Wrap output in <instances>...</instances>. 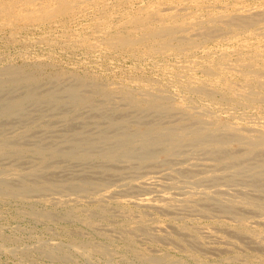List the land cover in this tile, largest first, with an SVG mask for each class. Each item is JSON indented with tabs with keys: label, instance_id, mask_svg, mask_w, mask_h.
Listing matches in <instances>:
<instances>
[{
	"label": "bare ground",
	"instance_id": "bare-ground-1",
	"mask_svg": "<svg viewBox=\"0 0 264 264\" xmlns=\"http://www.w3.org/2000/svg\"><path fill=\"white\" fill-rule=\"evenodd\" d=\"M129 1L128 0H0V30H2V32L6 31L8 33V39L9 40L17 42L18 41L17 39L19 38L18 36L20 35V32L22 33L24 31V33H26L27 31H29L32 28V26L34 27L35 25H38V24H40V25L44 24L43 25L44 27L47 23L48 24H57V25L60 24L63 28L62 29L60 28L61 32L58 33L57 36L50 33L52 30L50 28L51 29L50 32H48L49 31L48 30L46 33H43V34L38 33L40 36L36 35V37H34L36 39H34V40L38 41L39 44H40V42H42L44 44L46 43V45L51 44V46H52V44H59V45L61 44L63 46H68V47L71 46V47H74L75 50L78 49L76 47H82L84 50H86L88 52L89 51L94 52V50H98V51L101 50V52L103 51V52L110 54V55H113V56L114 55L116 56L117 54L119 55L120 53H123V54L126 53V54L131 55L132 57H135L139 61L138 63H142L145 60L148 61L149 60L148 58H150V59H153L152 62H153L154 67L157 70H162L165 74V77H166V79H164L165 81L162 82L161 80H159V78H158L159 76L157 78H155L154 76L151 77V76L146 75L144 72V73H139V74L133 75V76L126 75V76H129L128 81L130 82V84L122 82L124 79H122L121 83H119V84H113V83H111L112 81L111 82L109 81L110 83H107V81L106 82L100 81V78L97 77L100 74L99 75L97 74V76H94V74L93 75L91 74L92 71H90V73L86 72V74H84V75H80L77 73L78 75H80V76H77V75H74L75 73L57 69L56 71L53 70L54 72L51 73L50 75L43 76L44 74L43 75L40 74L41 69L39 71V68L41 67V65L43 63L40 62L38 58H37L38 61L34 60L35 62L30 61V63L24 62L22 65L20 64L19 66L11 65L8 62L9 65H6V63H5V66L3 65L0 67V93H2V94H0V119L4 120L2 118H5V119L9 118V120H10L13 116H16V115H14L16 113H18V115H22V114H19V112L24 111L28 104H31L32 102H38V101H44V102H47L48 104L52 103V104H50V106L53 105L54 103L56 105V104H60V103L63 104L64 102H68V103H70L72 111L75 112L74 115L76 114V117H78L77 116L79 114L78 111L83 109V108H86V107L87 108L92 107L95 110V111L93 110V113L97 112V114L100 117L106 116V112H107L108 108H109V110L110 109L111 110L116 109L118 112L125 114V116L128 115L126 113L127 112L129 113L130 110H132V111L135 110L136 112L143 114L142 116H139V117H143V116H145V114L147 115L148 110H162L165 112L166 111H168V112L169 111H172V112L175 111V113L177 111V115H182V116L184 115L186 118H188L189 122L187 125L189 127L183 128V129H185L184 132H182L179 129L181 134L177 135L175 138L172 136L171 133H167L166 136L163 133V136L166 137L168 140V142L165 143V145H166L165 149L171 150V153H173L172 152L174 150L173 147H175L176 144H179L182 141H183L182 144L184 143V141H185V144H186V142H192V143L197 142V143L201 144L202 146L207 147V142L209 141L208 136H210V135H215L216 140L213 141L214 142V148L219 150V151L223 148H228L227 145H230V143H226V141L224 140V137L226 138V135H228L229 136L228 138H231L232 143L237 144L239 146V149H238V146L236 147L237 151L238 150L239 151L238 152L236 151L237 154L235 153V155H233L235 157L241 158V156L242 157L249 156L246 158V159H248V158H250V156L251 157H253L255 155L257 156L258 155L257 153H259L260 151H263L264 150V0H136V2H134L135 3L134 7L132 9L125 10V12L122 11V9H128V8H126V5L127 6H128V4H130V6L132 5V3H128ZM130 6H129V8H130ZM81 15H85L88 17L87 22L90 23V26L86 27L85 26L86 24H83L86 28L81 29L79 32L76 30L73 31V27L71 30L70 27L67 26V24H69L68 22L72 21L73 19L76 20V17L81 16ZM70 18H73V19L70 20ZM83 22H84V19H83ZM85 22H86V20H85ZM78 24H80V23H78ZM75 28H76V26H75ZM28 38H31V37H29L28 35L25 34L24 39L21 41L24 44L28 43L29 41H31V39H28ZM213 41L215 42L214 44H216V45L219 44V46H220L219 50H218V48H217V50H215L216 46L214 47V49L212 48V46H210V43ZM21 47L24 48V46H21ZM21 47H19V49ZM52 48H54V47H52ZM58 48H61V47H58ZM74 48H72V49L74 50ZM62 49H64V48H62ZM70 49L71 48H69V50ZM42 52H40V53L42 54ZM86 53H85V55H86ZM98 53H100V52H98ZM29 54H31V53L29 52ZM37 54L39 55V53H37ZM72 54H73V51H72ZM90 54H94V53H90ZM11 55H13V54H11ZM59 55H61V54H59ZM99 55H101V54H99ZM168 55H176V56H178V58L175 60L174 63L169 64L170 62L167 63L164 60V58H165L164 56H168ZM66 56H67V54H66ZM2 57H3V55H2ZM88 57H89V55H88ZM103 57H102V59H103ZM9 58H11V57H9ZM79 58L81 59V57H79ZM84 58H85V56H84ZM94 58H96V57H94ZM69 59H71V58H69ZM97 59H99V58H97ZM110 59L112 60V58H110ZM27 60H25V61H27ZM53 60H54V58H53ZM50 61H52V60H50ZM108 61H110V60H108ZM135 62H137V61H135ZM21 63H22V61H21ZM104 63L105 62H103V64ZM122 63H123V61H122ZM81 64H83V63H81ZM92 64H93V62H92ZM115 64H116V62H115ZM45 65H47V62ZM45 65H43V66H45ZM52 65H54V64H52ZM145 65H147V64H145ZM72 66H73V64H72ZM96 66H97V64H96ZM120 66H121V64H120ZM48 67H50V65ZM52 67H54V66H52ZM63 67H65V66H63ZM42 69H44V68L42 67ZM83 69H84V67H83ZM196 70H198V71L200 70L203 73V75L201 77L196 76V74H195ZM85 71H87V70H85ZM138 71H140V70H138ZM108 72L109 71H107V73ZM107 75H109V74H107ZM122 75H124V74L122 73ZM153 75H155V74H153ZM126 76H125V78H126ZM69 79H72V81H71L72 83L69 81L71 84L64 87L62 89V91L59 90L60 92H58V93H56L54 90L46 91L43 94H38L39 92L38 93L36 92L38 90V89L36 90V88L40 84H43V82L58 83V81L61 80L60 81V83H61L63 81L66 82ZM120 79H121V77H120ZM116 82H117V80H116ZM49 83H47V85ZM60 83H58L57 85H59ZM168 85H172L174 88L173 92L175 91L173 93V95L171 94V96L168 95L166 92V88ZM60 86H63V85H59L58 87H60ZM49 87L50 86H48V88ZM58 87H55V89H57ZM16 88H22L23 92H21V94L18 96H14V97L12 96V97H10V99L3 101L5 99V97H3L4 96L3 91H5L6 89L9 91V89H16ZM43 89H45V88H43ZM43 89H39L40 93H41V90L43 91ZM9 94H10V92H9ZM1 95H3V96H1ZM114 99L116 101V103H115L116 105L115 104H114L115 106L112 105L113 108L112 107L110 108L109 105H108L109 106L108 107L106 104L107 101L110 102V100L112 101ZM97 100L99 103L97 102L98 104H95V101H97ZM55 105H53V106L56 107ZM46 106H47V104H46ZM63 106H64V104H63ZM66 106H64V109L67 107L68 108L70 107V106H67V107ZM28 107H29V105H28ZM36 108H38V107H36ZM54 109L55 108H53V110ZM50 110H51V108H50ZM219 111L224 112V114L226 115L225 120L219 119V117H218ZM60 112H62V111L60 110ZM76 112H78V114ZM91 112H92V110H91ZM165 112H163V113H165ZM56 113H58V112H56ZM139 113H137V114H139ZM159 113H160V111H159ZM224 114H223V116H224ZM50 115H53V113H50ZM59 115H60V113H59ZM98 115H96V116H98ZM110 115H112V113ZM110 115L107 113V116H110ZM133 115L136 116V114H133ZM177 115L175 118L179 117ZM38 116H41V115H38ZM72 116L73 115H71V117L69 119H71ZM112 116H110L109 118H111ZM121 116H122V114H121ZM128 116H130V115H128ZM73 117H75V116H73ZM55 118L56 117H54L53 119H55ZM58 118L59 117H57V119ZM63 118H65L67 120V115H64ZM79 118H82V117H79ZM79 118L77 121L78 124L80 123V121H83V120L79 121ZM94 118H97V117H94ZM109 118L107 117V119H109ZM119 118H120V116H119ZM12 119H11V121H12ZM144 119H146V118H144ZM177 119H175V120H177ZM183 119H184V122H186L185 121L186 119L185 118H183ZM17 120H21V119L18 118ZM44 120L47 122L46 119H44ZM59 120H63V119H59ZM124 120L126 121V117ZM37 121H38V119H37ZM53 121H55V120L51 119V125H52V123L54 124ZM93 121H96V120H93ZM118 121H120V120H117V122ZM129 121L135 123V120L134 121L127 120V122H129ZM143 121L144 120H141L139 122H143ZM3 122H5V120ZM13 122H15V121H13ZM39 122H42V121H39ZM49 122H50V120H49ZM56 122L57 121H55V123ZM64 122H65V120H64ZM99 122L101 123L100 120H99ZM176 122H179V121L177 120ZM5 123L7 125V122H5ZM43 123H42L43 126L41 125L42 127H44ZM61 123L62 122H60V126H61ZM69 123H70V121H69ZM75 123L72 122L70 124H75ZM84 123H88V122L84 121ZM145 123H147V121ZM179 123L181 126L182 123L181 122H179ZM192 123H194L196 126L193 125ZM93 124H96V123H93ZM93 124H91V125H93ZM177 124H176V126H179ZM0 125H3V124H0ZM124 125H126V124H124ZM185 125L186 124H182V126H185ZM34 126L36 127V123L30 124V126L26 127V129L23 128L24 130H21V129H20L21 131H19V129H18V131L15 130L16 134H14V132H12L13 133L12 135H15V137H13V139H10L9 137L8 138L4 137V135H3V137L0 136V163H2V161L3 162L10 161L7 164L6 163L0 164V200H1V198H13V199H16V200L24 202V203L27 201H31V202L33 201V202H41L44 204H56V206L60 205L64 209L63 210L64 212H62L63 216H68L69 218H75L76 220L78 219V220H80V222L82 221L86 226L94 227V228H92L93 231L95 230V228L97 229V228L105 227L108 230H110L112 234H117L120 236V238L125 237V239H123V238H121V239H123V242L125 243L124 246L127 248V252H129L132 255V257L137 258L139 260V264H148V224L149 223L151 224V222L159 221V218H157V217H152L150 220H148V204H151L153 201L151 198H148V195H145V194H144L145 196H143V194L138 195L140 192L143 191L142 188H141L142 191H137L138 194H136V195L131 194L130 197L127 196L128 198L123 197L124 195L121 193H120L121 196L114 195L116 193H119L117 191H118V188L120 189L121 187L124 189H128V188L132 189V188L136 187L135 190H137V188H138L137 186L141 185V184L139 185V183L141 182L140 180H139V182H138V180H137V182H135V178L132 176V178H134V179H127L126 178L121 182L119 181V183H113L111 185H106V184L93 185L92 183L85 182L82 180H81L82 182L79 180L75 184L74 183L72 184L70 181H67V180L64 182H61V183L57 182L55 184L52 180H50V179L48 180L46 178V176H50V175H47L49 172L56 175L58 170L55 171L56 173L55 172L53 173L52 171H49V170L56 169L55 166H57L56 164H59L58 161L63 160V162H64V159H66V160L68 159L70 161L78 162V163H88V162L91 163L93 161H96V162H100V163L105 164V166L106 165L107 166H111V165L114 166L115 164H121L122 163L123 166L130 167V168L135 163L134 159H136L137 163H135V164L141 165V167H140L141 169H142V166L145 167V168L143 167L144 169L140 170V171L137 168V171H139L138 172L139 175L142 176L143 178L145 177L146 180H148L147 179L148 178V157H149L148 154H150L149 153L150 151L148 152V149L151 146V143L149 144V140H148V132H149L148 128L146 129L144 127L146 129V131H144L143 135H141V132H140L141 136L139 135L140 136L139 138H134V136H136L135 135L136 132H134V130H136V129L132 130L135 134L131 133V131H130V134L134 135L132 138L128 137L129 133H127L125 131H122L118 134H116V132H115V134H113L112 136L110 134H109L110 136H108L107 134H102V132L100 131V135H98L97 137L93 136L94 137L93 139H92V137H91V139H89L88 135L85 136V140H87V141L84 142L83 141L84 139L82 140L84 143H86L85 147L83 149H81V147H80V150H76V151L71 150L70 151V149L68 150V148H70L72 146H76L77 144L81 145L79 143V139H76V138H79L81 135L76 137L73 134L76 137L75 139H72L71 137H69L71 140L68 138L69 140H68V142H66V145L68 144L67 145L68 148L63 147L64 145L62 144L63 145L62 149H61V146H59L60 147L59 149L54 148V147H53L54 149L51 147H50L51 149H47L46 148L48 146L47 141H44V142H46V144L44 146L40 145L42 143L38 144L37 142H36V145L34 144L31 147L24 145L22 143L23 140L29 139V136H27V133ZM64 126H65V124H64ZM98 126H100V125H98ZM109 126L114 127V129H115L116 122L111 121ZM120 126H123V125H120ZM136 126H137V124H136ZM191 126H192V128H190ZM193 126H195L196 128L195 127L193 128ZM3 127H4V125H3ZM13 127H15V126H13ZM87 127H88V125L86 126V128ZM5 128H6V126H5ZM65 128L68 129V127H65ZM83 128H85V127H83ZM172 128H174V127H172ZM1 129H2V127H1ZM96 129L98 130V128H96ZM114 129H112V131ZM165 129L167 130V128H165ZM56 130H58V129L56 128ZM59 130H61V129H59ZM63 130H64V128H63ZM84 130H80L81 133L85 132ZM125 130H128V129L126 128ZM149 130H151L153 132V131L159 130V129H158L157 125L156 126L153 125V126H151V128ZM10 131H13V130H10ZM31 131L36 132L37 129L31 130ZM96 131H94L95 133H93V134H96ZM4 132H6V131H4ZM2 133H3V131H2ZM60 133L62 134V132H60ZM81 133L79 132V134H81ZM0 134H1V131H0ZM3 134H5V133H3ZM31 134H32V132H31ZM39 134H41V133H39ZM61 134H60V136H61ZM222 134L224 136H222ZM64 135H65V133H64ZM67 135H69V134H67ZM67 135H65V136L67 137ZM73 135H71V136H73ZM89 135H92L91 132ZM32 136H34V135L32 134L31 137ZM65 136H64V138H65ZM86 137H88V139ZM39 138L40 137H38V139ZM61 138H62V136H61ZM64 138H62V140ZM160 138H162V137L160 136ZM160 138L158 137V139H160ZM38 139H36V140H38ZM65 139L67 140V138H65ZM80 139H81V137H80ZM40 140H42V139H40ZM43 140H45V139H43ZM43 140H42V142H43ZM155 140H157V139L155 138ZM82 141H80V142L82 143ZM98 141L105 142L107 144V146L104 147L105 148L104 150L101 151V149H100V152H95L94 146H96L95 144ZM158 141H156L157 142L156 144H158V143L161 144V142H160L161 140H158ZM228 142H230V139L228 140ZM57 143L55 146H57ZM50 144H49V146H51L52 144L54 145L55 143H52L51 145ZM102 144H104V143H102ZM188 144H191V143H188ZM153 145H155V143ZM191 145H193V144H191ZM101 146L103 147V145H101ZM176 146H179V145H176ZM163 147H164V145H163ZM233 147H232V149H230V148L229 149L234 151L235 148L233 149ZM64 148H67V150L66 149L64 150ZM73 148H75V147H73ZM180 148H181V144H180ZM195 149L197 150L199 148L196 147ZM211 149H213V148H211ZM229 149H227V150L229 151ZM183 150L185 151L184 153H186V149H183ZM225 150H223L224 154L226 153V152H224ZM214 151H216V150H214ZM181 152H183V151H181ZM220 153H222V152H220ZM228 153H230V152H228ZM156 155H158V154H156ZM156 155H155V158H156ZM26 156L29 158H30V156L36 157L37 161L35 160L36 162L33 163V165L31 164L30 167L27 168V166H26V168L22 167L25 169H22L18 166L17 163L19 161H21V159L26 157ZM227 157L228 156L226 155L225 158H227ZM222 158H224V156ZM239 158H237L238 163H240L239 161L242 162V160H244L242 158L241 159H239ZM232 159L227 161V162L233 161L235 158L233 160ZM250 159H252V158H250ZM260 159H261V157H260ZM25 160H28V159H25ZM33 160H30V161H33ZM261 160H260V162H261ZM22 161L24 163H26L24 160H22ZM154 161H156V160H154ZM237 161L235 159V161H233L234 164L237 163ZM252 161H251V164H253ZM220 163H221V161H220ZM223 163H225V162H223ZM263 163H264V161H263ZM27 164H28V166L30 165V163H27ZM215 164H217V163H215ZM229 164L227 166H230L232 163L230 165ZM59 165H61V164H59ZM223 166H225V165H223ZM237 166H238V164H237ZM247 166H248V164H247ZM249 166H251V165H249ZM253 166H254V164H253ZM261 166L263 167V165H261ZM212 167H215V166H212ZM232 168H233V165H232ZM238 168H240V166ZM251 168H254V167L251 166ZM234 169H237V168H234ZM249 169H250V167H249ZM259 169L263 170L264 168H259ZM59 171H61V168H59ZM84 171H85V169H84ZM123 171L124 170H120L119 172L120 173L126 172V171L125 172H123ZM253 171H255V170H253ZM253 171H252V173H253ZM119 172H118V174H119ZM213 172H215V171L213 170ZM108 174L109 173H107L106 175H108ZM204 174H205V172H204ZM210 174H213V173L211 172ZM104 175H105V173H104ZM109 175L111 176L113 174H109ZM207 175H209V174H207ZM114 176H116V175L114 174ZM123 177H125V176H123ZM203 177H204V175H203ZM118 178H119V176H118ZM136 178H138V177H136ZM13 180L17 181L18 183H14V184H18V185H12L13 183H11V181H13ZM100 180H102V179H100ZM115 181H117V180H115ZM143 182L145 183V181H143ZM146 184H147V182L144 185H146ZM147 185H146V187H147ZM53 187H58V189L59 188L60 189L66 188V191H63L64 193H62V194L54 196V195H51V193H49V191H48L51 188L54 189ZM141 187L144 188L145 186L141 185ZM144 190H145V188H144ZM53 191H55V190H53ZM76 191L82 192L83 199L87 198V203H88L87 206H84V207L82 206V208L77 206L78 203H82L83 199H78L75 196ZM55 192L57 193V191H55ZM125 192L127 193V190ZM129 192L130 191H128V193ZM137 192H134V193H137ZM261 193H262V191H261ZM263 194H264V191H263ZM221 199H222L221 202L223 200L224 201L226 200L223 197ZM237 199H231V201L230 200L229 201L226 200V201H227V203L231 202L232 206L233 205H240L239 207H241V206H244V207L247 206L248 207L249 205H251V206H254L255 210L264 208V204H263L264 202L263 203H254V201H252V200H247V199L241 200V198H239L240 200H237ZM168 202H169L168 195H163L159 199L160 204H167ZM260 202H262V201H260ZM83 203H84V201H83ZM29 204H31V203H29ZM43 206H42V208H43ZM232 206H231V208L234 207V206L233 207ZM29 207H31V206H29ZM39 207H41V206H39ZM227 207H229V206H227ZM42 208H40V209H42ZM46 209H47V207H46ZM252 209L253 208H251V210ZM50 210H45V207H44V210H39V209L34 210L33 209L32 211L30 210L31 211L30 213L34 217L36 216V217H39L41 219L47 220V219L51 218L50 212L52 210L51 211ZM53 210H55V209H53ZM59 210H60V208H59ZM113 210L118 211L119 216H115L113 214ZM56 212H58V211H56ZM255 212L256 211H253L254 217L256 215ZM257 216L258 215H256V217ZM262 216H264V215H262ZM116 217H117V219H116ZM247 218L248 217L240 218L238 220L236 219V222L233 221L234 224H230V223L226 222L225 220L221 221L219 223L217 222V223L221 224L220 226L224 227L225 230H226V228L231 229L236 234L248 237L249 239L252 240V242H255L257 244L259 249L260 248L264 249V225L259 222V224H262L263 227H261V225H260V227H257V226L255 227V225L252 226L249 223L250 219L248 220ZM257 218H259V216ZM167 219H169V218H167ZM252 219H254V218L252 217ZM255 221L256 220H254L253 222L256 224ZM257 221H258V219H257ZM70 222L72 223V220ZM169 222H171L170 224L176 226L177 228H182L184 226L183 223H181V222L180 223H174L176 221H172V220ZM207 222H205V223H207ZM195 223H197V222H195ZM203 223L200 226H202ZM75 225H77V224H75ZM211 225H212V223H211ZM211 225H210V227H211ZM61 226L63 227L62 224H61ZM207 227H209V223L207 224ZM68 228L70 229V227H68ZM78 228L79 227H77V229ZM211 228H213V225ZM217 228H219V226ZM74 229H76V227ZM86 230H88V229L86 228ZM67 232H69V230ZM69 233H67V236ZM91 235H93V234H91ZM217 235L220 238H224V236L220 233H218ZM92 237H94V236H92ZM136 238L137 239L139 238L140 240H142V243H143L142 246H140L137 243ZM114 239L115 238L108 237L107 240L100 241V239H99L100 242L99 241L96 242V240L92 241L93 238H92V240H88V238L87 239L85 238V241L84 240L83 241L86 244L85 248L88 252H90L92 254L95 252V253L99 254L100 256H104V258H106L108 260L112 256V252L113 251L115 252V250H114L115 244L113 242ZM175 240H178V239L175 238ZM39 243H42V242H39ZM116 246H118V243L116 244ZM41 247H42V245H41ZM73 247L75 250L76 249L75 245L72 246V248ZM36 249L37 248H35V250ZM41 249H42V252H44L46 255H49V256H59L61 258H65L66 256H68L66 254V252H63L62 250H59L56 247L43 246ZM120 251H118V252H120ZM90 253L86 257H88L90 255ZM122 253H121V256H122ZM189 253H190L189 255L191 258L197 259L196 254H194L192 252H189ZM250 253H251V251H250ZM84 254H86V253H83L82 255H84ZM124 254H126V253L124 252ZM238 254L235 253L229 259L227 258L226 262H224L222 264H239L236 262V260H238L237 259L239 256ZM256 254L257 253H255V255ZM248 255H249V253H248ZM119 256H120V254H119ZM180 256L181 255H179V257ZM171 257H172L171 254L167 255L166 259L169 260ZM250 257H251V255H250ZM259 257H260V255H259ZM259 257L256 258L253 256L252 257L253 259L256 258L255 261L249 257H246L247 260L244 261L243 263L244 264H254V262H257L255 264H264V259H262L261 257L259 258ZM176 258H178V257H175L171 261V263L184 264L183 262H181L182 260L178 261L181 257L177 260H176ZM84 259H86V258H84ZM206 260L203 262L205 263ZM227 260H230V261H227ZM243 260H245V259H243ZM192 261H195V260H192ZM130 262H132V260ZM203 262H202V264H203ZM217 262L215 260V263H217ZM208 263H209V261H208ZM240 263H242V262L240 261ZM122 264H123V262H122Z\"/></svg>",
	"mask_w": 264,
	"mask_h": 264
},
{
	"label": "rangeland",
	"instance_id": "rangeland-1",
	"mask_svg": "<svg viewBox=\"0 0 264 264\" xmlns=\"http://www.w3.org/2000/svg\"><path fill=\"white\" fill-rule=\"evenodd\" d=\"M134 2H136V0L135 1L134 0H130L128 3H132V5L131 6H130V4H128V6L126 5V8H128V9H122V11L125 12V10L132 9L134 7V4H135ZM129 6H130V8H129ZM72 19L73 18H70V20H72ZM83 19H84V22L86 20L85 23L83 22ZM87 21H88V17L85 16V15H81V16L76 17V20L73 19L72 21H69L68 22L69 24H67V26L70 27L71 30H72V27H73V31L76 30V31L79 32L81 29H84V28L90 26V23H88ZM77 22L80 23V24H78ZM83 24H86L85 25L86 27ZM43 25L42 24L41 25L38 24V25H35L34 27L32 26V28L29 31H27L26 33H24V31H23L22 32L23 34L20 32V35L18 36L19 38L17 39L18 40L17 42L9 40L8 39V33L6 31H4V30H3L4 32H2V30H0V67L3 66V65L5 66V63H6V65H9L8 62L11 65L19 66L20 64L22 65L24 62L25 63L26 62L30 63V61L31 62L34 61V60L38 61V59H39V61L43 63L41 65V67L39 68V71H40V69L42 71V72L40 71V74L41 75L44 74L43 76H48V75H50L51 73L54 72L53 70L56 71L58 69V70H65L67 72L75 73L74 75H77V76L84 75V74H86V72L90 73V71H92L91 74L92 75L94 74V76H97V74L98 75L100 74L99 76H97L98 78H100V81H102V82H106L107 81V83H110L112 81L111 83H113V84L121 83L122 79H124L122 82L130 84V82L128 81V77L129 76L137 75L139 73H144V72H145L146 75L151 76V77L154 76L155 78H157L159 76L158 78L162 82L165 81L164 79H166L164 72L162 70H157L154 67V65H153V62H152L153 59H150V58H148L149 59L148 61L145 60L142 63H138L139 61L135 57H132L131 55L126 54V53H124V54L120 53L119 55L117 54L116 56L115 55L113 56V55L107 54V53H105L103 51L101 52V50L100 51L94 50V52L93 51H89L88 52V51L84 50L82 47H76L78 49L75 50L74 47L63 46L61 44L60 45L59 44H52V46H51V44L50 45L47 44L48 45L47 46L46 43L44 44L42 42H40V44H39L38 41L34 40V39H36V38H34V37H36V35L40 36L39 34L46 33L48 30H49L48 32H50V30L52 29L50 33H52L53 35L57 36L58 33H60L61 29L63 28L60 24L57 25V24H48L47 23L45 25L46 28ZM75 26H76V28H75ZM25 34L28 35L29 37H31V38H28V39H31V41H29L28 43L24 44L21 40L24 39ZM214 43H215L214 41L211 42L210 46H212L213 49L216 46L215 50H217V48L219 50V47H220L219 44L216 45ZM21 46H24V48L21 47ZM57 46L61 47V48H58ZM19 47H21V48L19 49ZM52 47H54V48H52ZM62 48H64V49H62ZM69 48H71V49L69 50ZM72 48H74V50ZM28 51L31 54H29ZM72 51H73V54H72ZM97 51L100 52V53H98ZM40 52H42V54ZM37 53H39V55ZM85 53H86L87 56L85 55ZM90 53H94V54H90ZM1 54L3 55V57H2ZM11 54H13V55H11ZM59 54H61V55H59ZM66 54H67V56H66ZM99 54H101V55H99ZM88 55H89V57H88ZM84 56H85V58H84ZM9 57H11V58H9ZM79 57H81V59ZM94 57H96V58H94ZM102 57H103L104 60L102 59ZM164 57H165L164 60L167 63L170 62L169 64L174 63L175 60L178 58V56H176V55H168V56H164ZM53 58H54V60H53ZM69 58H71V59H69ZM97 58H99V59H97ZM110 58H112L113 61ZM25 60H27V61H25ZM50 60H52V61H50ZM108 60H110V61H108ZM21 61H22V63H21ZM122 61H123V63H122ZM135 61H137V62H135ZM46 62H47V65H45ZM92 62H93V64H92ZM103 62H105V63L103 64ZM115 62H116V64H115ZM81 63H83V64H81ZM95 63L97 64V66H96ZM52 64H54V65H52ZM72 64H73V66H72ZM120 64H121V66H120ZM145 64H147V65H145ZM43 65H45L46 67L43 66ZM49 65H50V67H48ZM62 65L65 66L66 68L63 67ZM52 66H54V67H52ZM42 67L44 69H42ZM83 67H84V69H83ZM85 70H87V71H85ZM106 70L109 71V72L107 73ZM138 70H140V71H138ZM195 72L194 73L198 77H201L203 75V73L200 70L199 71L196 70ZM77 73L80 74V75H78ZM122 73L124 75H122ZM107 74H109V75H107ZM153 74H155V75H153ZM126 75H129V76H126ZM125 76H126V78H125ZM120 77H121V79H120ZM116 80H117V82H116ZM60 81L61 80H59L58 83H60ZM69 81L71 82L72 79H69L66 82L65 81L61 82L62 84L60 83L59 85H63V86H60V87H58L59 86V85H57L58 83H53L51 81L50 82L52 84L49 83V82H43V84H40L36 88V90L37 89L38 90L39 89H43V88H45V89H43V91L41 90V93H40V90L39 91L37 90L36 92L37 93L39 92L38 94H43L46 91L54 90L56 93H58V92L62 91V89L64 87H66L67 85H70L72 83V82L70 83ZM47 83H49L50 85L49 84L47 85ZM48 86H50V87L48 88ZM55 87H58V88L55 89ZM173 89L174 88H173L172 85H168L167 88H166L167 94L170 95V96H171V94L173 95V93L175 92V91L173 92ZM22 90H23L22 88L9 89V91L6 89L5 91H3V95L4 96L1 95V96L5 97V99L3 101H5L7 99H10V97H12V96L14 97V96L20 95L21 92H23ZM9 92H10V94H9ZM0 94H2V93H0ZM114 101H115V99L112 100V101L110 100V102L107 101V103H106L107 106L109 105L110 108L111 107L113 108V106L116 105L115 104L116 101L115 102ZM97 102H98V100L95 101V104L99 103V102L98 103ZM45 103L47 104V106H46ZM50 104H52V103H50ZM50 104H48L47 102H44V101L32 102L31 104H28L29 107H28V105L26 106L24 111L19 112V114H22V115H18V113H16V114H14L16 116L12 117L13 119L10 117L12 119V121H11V119L9 120V118H7V119L2 118V119L5 120V122H7V125H6L5 122H3L4 120L0 119L2 121V122L0 121L1 122L0 124L4 125V127H3V125H0V131H1L0 136L3 137V135H4V137H7V138L9 137L10 139H13V137H15V135H12L13 134L12 132H14V134H16L15 130H17V131H18V129H19V131L24 130V129H26V127L30 126V124L36 123V127L34 126L31 130L37 129V131L36 132L31 131V130H29L30 132L28 131L27 136H29V139H24L23 142L21 141L24 145H27V146L31 147L34 144L36 145V142H37L38 144L42 143L40 145L44 146L46 144V142H44V141H47V145L48 146L47 147L45 146L47 149H51L53 147L59 149L60 148L59 146H61V149H62L63 145H64L63 147H67L68 144L66 145V142H68V140L70 139L69 137H71L72 139H75L76 137L81 135L80 136L81 139H80V137L76 138V139H79V143L81 145L77 144L76 146H72V147L69 146L70 148L67 147L68 150L70 149V151L71 150L72 151H76V150H80V147H81V149H83L85 147L86 143H84V142L87 141V140H85V136H87V135L89 136V139H91V137L93 139L94 138L93 136L97 137L98 135H100V131L102 132V134H107L108 136H110V135L112 136L113 134H115V132H116V134H118V133H120L122 131H125V132L129 133L128 137L132 138L134 136L133 134H135L134 132H136V134H135L136 136H134V138H139L141 135H143L144 131H146V129L148 128V131H149L148 132V140H149V144L151 143V146H152V147L150 146V148L148 149V152L150 151L149 152L150 154H148V156H149L148 157V178H147L148 180H146L145 177H144L145 178L144 179L142 176L139 175L138 172L140 170H143L145 167L142 166V169H141L140 168L141 165L135 164V163H137L136 159H134L135 163L133 164V166H131V168L134 171L130 167L123 166L122 163L121 164H115V165L113 164L114 166H112V165L111 166H107V165L105 166V164L100 163V162H96V161H93L91 163L90 162H88V163H78V162L70 161L68 159H67L68 161L66 159H64V162H63V160L58 161V163L61 164V165H59V164H56L57 166L54 165L56 167V169L49 170V171H52L53 173L56 170H58L57 171L58 174L55 172L56 173V175H55V174H52V173L49 172L47 175H50V176H46V178L48 180L49 179L52 180L55 184L57 182L58 183L64 182L66 180L70 181L72 184L73 183L75 184L79 180L80 181L82 180V181H85V182L92 183L93 185H101V184L111 185L113 183H119V181L121 182V181H123L126 178L127 179H134L135 178V182H137V180L139 182V180H140L141 182L139 183V185L141 184L142 186H145L144 187L145 190H144L143 187H141V185L137 186L139 188V189L137 188V190H135L136 187L132 188L133 190L129 189V188L128 189H124V188L121 187L120 189L118 188L117 192H119V193H116L114 195L121 196L120 195V193H121V194L124 195V196L122 195L123 197H127V196L130 197L131 194H135L136 195V194H138L137 191H142V189H143V191L140 192L138 195H140V194L141 195L143 194V196L148 195V198H151L152 201H153L151 204H148V220H150L152 217H157V218H159V221L151 222V224L150 223L148 224V264H175V263H171V261L175 257H178V258H176V260L181 257L178 261L182 260L181 262H183L184 264H191V263L192 264H195V263L196 264H202V262L205 261L206 259H207L206 262L205 263L203 262V264H212V263L214 264L215 260H216V262L218 261L215 264H220V263L222 264V263L226 262L227 258L229 259L235 253L238 254L239 252L240 253L238 254L239 256L237 258L238 260H236V262L239 263V264H244L243 262L247 260L246 257H249V258L253 259L252 258L253 256L257 258L260 255V257L262 259H264V249H261V248L259 249V247L257 246V244L255 242H252V240L249 239L246 236H242V235L236 234L231 229H227L226 228V230H225L224 227L220 226L221 224H218L219 222L224 221V220L226 222L230 223V224H234V222H236V219L238 220L240 218L248 217L247 219L248 220L250 219L251 222L249 221V223L252 226L255 225V227L256 226L260 227V225H261V227H263V225H264V216H262V215H264V212H263L264 208L255 210L254 206H251V205H249L248 207L247 206L239 207L240 205H233L234 206L233 207L231 202L227 203V201H229V200L231 201V199H237V198H238L237 200H240L239 198H241V200H244V199L252 200V201H254V203H263L264 202V200H263L264 199V196H263L264 195L263 194V191H264V171L263 170L264 169L263 170L261 169L262 171L259 169V168H264V163H263V161H264V150L260 151L259 153H257L258 154L257 156L256 155L253 156V157L250 156V158H252V159L248 158L249 160L246 159L249 156H244V157L241 156V158L244 159L245 161L242 160V162L239 161L240 163H238L237 158H239V157L233 156V155H235V153L237 154V152L239 151V150L237 151V149H236V147L238 145L232 143L231 138H228L229 136L226 135V138L228 140L230 139V142H228V140L225 137H224V140L226 141V143H230V145H227L228 148H223V149H221L219 151V150L214 148V142L213 141L216 140L215 135H210V136H208L209 141L207 142V147H204V146H202L201 144H199L197 142L196 143L195 142H193V143L192 142H186V144H187L186 145L185 141H184L183 144H182V142H183L182 141L181 143L176 144V145H179V146L175 145V147H173L174 150L172 149L173 153H171V150L165 149L166 148L165 143L168 142V140H167L166 137L163 136V133H164L165 136H166L167 133H171L172 136L175 138L177 135L181 134L180 130L182 132H184L185 129H183V128H188L189 127L187 125L188 122H189L188 118H186L184 115L183 116L182 115H177V111L175 113V111H173V112L172 111H169V112L166 111L165 112V111H162V110H148V114L147 115L145 114L146 117L145 116L139 117V116H142L143 114H141L139 112H136L135 110H133V111L130 110L129 113L128 112L126 113V114H128L130 116H128V115L125 116V114H123L121 112H118L116 109L115 110L114 109H112V110L110 109L109 110V108H108L107 112H106V116L105 117L103 116L105 118L104 119L103 117H100L97 114V112L93 113L94 109L92 107H90V108L86 107V108H83V109L79 110L78 111L79 114H78V112H76L78 114L77 115L78 117H76V114L74 115L75 112L72 111V109H71L70 103H68V102H64L63 103L64 106H66V105L70 106L69 108L66 106L67 108H65V109H64V106H63L62 103L56 104V105L54 103L53 105H55L56 107H54L53 105L50 106ZM57 106L58 107L60 106V107L58 108ZM36 107H38V108H36ZM50 108H51V110H50ZM53 108H55V109L53 110ZM60 110L62 112H60ZM91 110H92V112H91ZM55 111L58 112V113H56ZM159 111H160V113H159ZM163 112H165V113H163ZM50 113H53V115H50ZM59 113H60V115H59ZM107 113L109 115L112 113L113 116L112 115H110V116H112L113 118L112 117L109 118L110 116H107ZM137 113H139V114H137ZM121 114H122L123 117L121 116ZM133 114H136V116L133 115ZM223 114H224V112H222V111L218 112V117H219L220 120H225L226 115L224 114V116H223ZM38 115H41V116H38ZM64 115H67V120L65 118H63ZM71 115L75 116L77 119L75 117H73V116H72L71 119H69L71 117ZM96 115H98V116H96ZM176 115L179 116V117H177L178 119L175 118ZM119 116H120V118H119ZM52 117L53 118L56 117V118L53 119ZM57 117H59V118L57 119ZM79 117H82V118H79ZM94 117H97V118H94ZM107 117L109 119H107ZM125 117H126V121L124 120ZM18 118H20L21 120H17ZM78 118H79V121L83 120V121H80L79 124L77 123ZM144 118H146V119H144ZM174 118L177 119L182 124H186V125L182 126V124H181V126H180V123L176 122L177 120H175ZM183 118L186 119L185 120L186 122H184ZM37 119H38V121H37ZM44 119H46L47 122ZM51 119L55 120L57 122L59 121V122L55 123V121H53L54 124L52 123V125H51ZM59 119H63V120H59ZM92 119L96 120V121H93ZM49 120H50V122H49ZM64 120H65V122H64ZM68 120L70 121V123H72V122L73 123L76 122V123L75 124H70ZM99 120L101 121V123L99 122ZM117 120H120V121L122 120V121L121 122L120 121L117 122ZM127 120H132V121L135 120V123L131 122V121L127 122ZM141 120H144L145 122L147 121V123H145L144 121L143 122H139ZM13 121H15V122H13ZM39 121H42V122H39ZM84 121H86L88 123H84ZM111 121L112 122H114V121L116 122V127H115L116 130L114 129V127L109 126ZM60 122H62L61 126H60ZM42 123L44 124L45 128L42 127L43 126ZM93 123H96V124H93ZM64 124H65V126H64ZM91 124H93V125H91ZM124 124H126V125H124ZM136 124H137V126H136ZM152 124L155 125V126L157 125L159 130H155L153 132L151 130H149L151 128V126H153ZM176 124L179 125V126H176ZM192 124L195 125L194 123H192ZM12 125L15 126V127H13ZM87 125H88V127H87L88 129L86 128ZM98 125H100V126H98ZM120 125H123V126H120ZM5 126H6V128H5ZM195 126H193V128ZM1 127H2V129H1ZM65 127H68V129L65 128ZM83 127H85V128H83ZM110 127L112 129H114L113 130L114 132L112 131V129ZM172 127H174V128H172ZM56 128L58 130H56ZM63 128H64V130H63ZM96 128H98L99 131ZM126 128L128 130H125ZM165 128H167V130ZM190 128H192V126ZM59 129H61V130H59ZM133 129H136V130H134V132H133L132 131ZM10 130H13V131H10ZM80 130H84L85 132H82L83 133L82 134ZM2 131L7 136L5 134H3ZM4 131H6V132H4ZM94 131H96V134H93V133H95ZM130 131H131V133H133L132 135L130 134ZM31 132L34 135L32 137H31V135H32ZM60 132H62V134ZM79 132L81 134H79ZM90 132H91L92 135H89ZM140 132H141V135H140ZM39 133H41V134H39ZM59 133L61 134L62 138H64L65 135L69 134V135H67V137L65 136V138H67V140L65 138H64L65 140L64 139L62 140V138H61ZM64 133H65V135H64ZM71 135H73V136H71ZM160 136L162 138H160ZM222 136H224V135L222 134ZM38 137H40V138L38 139ZM158 137L160 139H158ZM86 138L88 139V137H86ZM155 138L157 140H155ZM36 139H38V140H36ZM40 139H42V140L45 139V140H43V142H42V140H40ZM158 140H161L160 141L161 144L160 143L156 144L157 143L156 141H158ZM80 141H82V143ZM51 142L55 143V144L53 145ZM56 143H57V146H55ZM102 143H104V144H102ZM154 143H155V145H153ZM188 143H191L193 145L188 144ZM49 144L51 146H49ZM180 144H181V148H180ZM95 145H96V146H94V151L95 152H100V149L102 151V150L105 149L104 147L107 146V144L105 142H102V141H98ZM101 145H103V147ZM163 145H164V147H163ZM199 146L201 148L202 147L203 148L201 149ZM73 147H75V148H73ZM196 147L199 148V149L196 150L195 149ZM232 147H233V149L235 148L234 151L230 150V149H232ZM67 148H64V150L65 149L67 150ZM211 148H213V149H211ZM183 149H186V153H184L185 151ZM227 149H229V151ZM238 149H239V146H238ZM180 150L183 151V152H181ZM214 150H216V151H214ZM223 150H225L224 151V152H226L225 154L223 153ZM220 152H222V153H220ZM228 152H230V153H228ZM156 154H158V155H156ZM155 155H156V158H155ZM226 155L228 156L227 158H225ZM221 156L222 157L224 156L225 159L222 158ZM260 157H261V159L262 158L263 159L261 160ZM232 158L233 159L235 158L237 163L234 164L233 161H235V159L233 160ZM241 158H239V159H241ZM25 159H28V160H25ZM231 159L233 161L227 162V161H229ZM22 160H24L26 163H24ZM30 160H33V161H30ZM35 160L37 161L36 157L30 156V158H29V157L26 156V157L22 158L21 161H19L17 164H18V166L20 168H22V167L26 168V166L28 168V167L31 166V164L33 165V163L36 162ZM154 160H156V161H154ZM260 160H261V162H260ZM220 161H221V163H220ZM251 161L254 164V166H253V164H251ZM9 162L10 161H7V162H3L2 161V163H0V164H4V163L7 164ZM223 162H225V163H223ZM27 163H30V165L28 166ZM215 163H217L218 165L215 164ZM229 163L230 164L232 163V164L230 165ZM228 164L231 167L227 166ZM237 164H238V166H237ZM247 164H248V166L251 165L254 168H251V166H249L250 169H251L250 170L249 167L247 166ZM223 165H225V166H223ZM232 165H233V168H232ZM261 165H263V167ZM212 166H215V167H212ZM239 166H240V168H238ZM25 168H22V169H25ZM59 168H61V171H59ZM137 168H138L139 171H137ZM234 168H237V169H234ZM84 169H85V171H84ZM120 170H124L123 172H125V171L126 172L125 173H122V172L120 173L119 172ZM213 170L215 172H213ZM253 170H255V171H253ZM252 171H253V173H252ZM106 172L109 173V174H113V175L110 176L108 174L109 175L108 176V175H106L107 174ZM118 172H119V174H118ZM204 172H205V174H204ZM211 172L213 174H210ZM104 173H105V175H104ZM114 174L117 177L114 176ZM207 174H209L210 176L207 175ZM203 175H204V177L207 175L206 176L207 178L206 177L204 178ZM118 176H119V178H118ZM123 176H125V177H123ZM132 176L134 178H132ZM136 177H138V178H136ZM100 179H102V180H100ZM115 180H117V181H115ZM13 181H11V183H13L12 185H18V184H14V183H18L17 181H14V182ZM143 181H145V183L147 182V184H148V185L146 184L147 187H146V185H144L145 183ZM53 188L54 189L51 188L48 191H49V193H51V195H54V196L62 194V193H64L63 191H66V188H61V189L60 188L58 189V187H53ZM53 190L57 191V193L55 191H53ZM126 190H127V193L125 192ZM128 191H130L129 192L130 194L128 193ZM261 191H262V193H261ZM134 192H137V193H134ZM75 193H76L75 196L78 199H83L81 191H78V192L76 191ZM163 195H168V197H169V202L167 204H160L159 203V199ZM222 197L224 199H226L227 201L223 200L221 202V200H222L221 198ZM259 200L262 201V202H260ZM83 201H84V203H83ZM83 201H82V203H78L77 206H79L80 208H82V206L83 207L87 206V204H88L87 203V198L83 199ZM28 202L31 203V204H29ZM34 205L36 207L37 206L38 207L36 208ZM29 206H31V207H29ZM39 206H41V207H39ZM42 206H43V208H42ZM227 206H229V207H227ZM231 206L234 209L231 208ZM44 207H45V210H50V209L52 210V211L50 210L51 211L50 212L51 213V218H49L47 220L46 219H41V218L36 217V216L34 217L30 213L33 209L34 210H37V209L44 210ZM46 207H47V209H46ZM40 208H42V209H40ZM59 208H60V210H59ZM251 208H253V209L251 210ZM53 209H55V210H53ZM63 210L64 209H63L62 206H60V205L56 206V204H44V203H41V202H33V201L32 202L31 201H27V202L24 203V202L18 201V200L13 199V198H1V200H0V264H107V263L110 264L111 262H112L111 264H113L115 261L116 262L114 264H116V263L117 264H119V263L122 264V262H123V264H128V263L129 264H134V263L135 264H137V263L139 264V260L137 258L132 257V255L129 252H127V248L124 246L125 243L123 242V239H125V237H121V238H123V239H121L119 235L112 234L111 231L108 230L105 227H101V228H97V229L95 228L96 231L95 230L93 231L92 228H94V227H88L82 221H81L82 222L81 223L80 220H78V219H77L78 220L77 221L75 218H69L68 216H63L62 215V212H64ZM56 211H58V212H56ZM253 211H256L255 213H256V215L259 216V218H257L258 216L256 217V215L254 217ZM113 214L115 216H119V213L116 210H113ZM251 216L254 219H252ZM167 218H169V219H167ZM116 219H117V217H116ZM257 219H258V221H257ZM71 220H72V223L70 222ZM171 220L172 221H176L174 223H180L181 222V223H183L184 226L182 228H177L176 226L170 224L171 222H169V221H171ZM203 220L205 222H207V221L208 222L205 223ZM252 220L253 221L256 220L255 221L256 224ZM195 222H197V223H195ZM259 222L262 223L263 225L259 224ZM202 223H203V225L200 226ZM208 223H209V227H207ZM211 223L213 225V228H211L212 227ZM61 224L63 225V227L61 226ZM75 224H77V225H75ZM210 225H211V227H210ZM217 225L219 226L220 229L217 228L218 227ZM68 227H70V229ZM75 227H76V229H77V227H79V228L76 230V229H74ZM86 228L88 230H86ZM67 229L69 230L70 233L67 232L68 231ZM67 233H69L68 236H67ZM218 233L222 234L224 236V238H220L217 235ZM91 234H93V235H91ZM92 236H94V237H92ZM108 237L115 238L114 241H113L114 244H115V248H114L115 252L114 251L112 252V256L108 260L106 258H104V256H100L99 254H97L95 252L92 254V253H90V252H88L86 250V248H85L86 244L84 243L85 238L86 239L88 238V240H92V238H93L92 241L96 240V242H98L99 239H100V241H102V240L104 241V240H107ZM175 238H177L178 240H175ZM136 241H137V243L140 246L143 245L142 240H140L139 238L138 239L136 238ZM39 242H42V243H39ZM117 243H118V246H116ZM41 245H42V247L43 246L56 247L57 249L62 250L63 252H66V254L68 256H66L65 258H61L59 256L46 255L44 252H42ZM74 245H75V248H76L75 250H74V247L72 248V246H74ZM34 247L37 248V249L35 250ZM118 251H120L122 253L123 257L121 256V253L118 252ZM188 251L196 254L197 255V259L191 258L190 255H189L190 253ZM250 251H251V253L252 252L253 253L251 254ZM124 252L126 254H124ZM83 253H86V254L82 255ZM89 253H90V255L88 257H86ZM118 253L120 254V256H119ZM248 253H249V255H248ZM255 253H257V254L255 255ZM170 254H171L172 257L169 260H167L166 257H167V255H170ZM179 255H181V256L179 257ZM250 255H251V257H250ZM84 258H86V259H84ZM242 258L245 259V260H243ZM256 258H254L253 260L255 261ZM110 259L111 260L113 259V260L111 261ZM128 259L130 261L132 260V262H130ZM192 260H195V261H192ZM208 261H209V263H208ZM227 261H230V260H227ZM240 261L242 263H240ZM255 263H257V262H254V264Z\"/></svg>",
	"mask_w": 264,
	"mask_h": 264
}]
</instances>
